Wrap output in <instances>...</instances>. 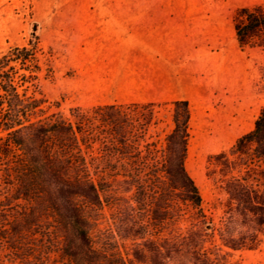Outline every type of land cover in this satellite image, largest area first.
Returning <instances> with one entry per match:
<instances>
[{
	"label": "trees",
	"instance_id": "16d2710c",
	"mask_svg": "<svg viewBox=\"0 0 264 264\" xmlns=\"http://www.w3.org/2000/svg\"><path fill=\"white\" fill-rule=\"evenodd\" d=\"M232 25L241 49H264V6L237 10ZM41 77L54 69L37 38L0 56V264H226L260 246L264 105L252 130L208 157L225 196L215 223L186 169L188 102L162 104L171 126L160 138L161 104L64 115L46 107Z\"/></svg>",
	"mask_w": 264,
	"mask_h": 264
},
{
	"label": "rangeland",
	"instance_id": "374dc122",
	"mask_svg": "<svg viewBox=\"0 0 264 264\" xmlns=\"http://www.w3.org/2000/svg\"><path fill=\"white\" fill-rule=\"evenodd\" d=\"M103 1L109 0H0V56L35 38L46 54L50 52L54 77H41L39 88L51 112L68 115L72 107L89 109L105 105L98 102L101 100L116 103L133 96L129 89L123 96L111 88L99 94L75 78V64L86 66L84 48L94 38L86 30L95 22L94 6ZM178 1L192 3L202 12L193 16L192 30L185 37V47L190 49L185 68L191 71V78L185 81L191 85L186 169L200 192L205 214L217 223L225 196L206 176L208 157L228 150L252 130L264 105V49H241L232 17L241 8L264 6V0ZM157 104H161L156 108L159 124L151 133L162 138L171 126L170 111L168 105H162L165 103ZM215 123L218 134L212 130ZM104 214L102 230L107 229L108 212ZM226 264H264V236L256 250L229 251Z\"/></svg>",
	"mask_w": 264,
	"mask_h": 264
},
{
	"label": "crops",
	"instance_id": "0c3cea01",
	"mask_svg": "<svg viewBox=\"0 0 264 264\" xmlns=\"http://www.w3.org/2000/svg\"><path fill=\"white\" fill-rule=\"evenodd\" d=\"M198 6L178 0H109L97 3L94 38L84 48L86 66L75 64V78L99 94L108 88L131 99L99 103H171L186 101L191 71L185 37ZM195 9V10H194ZM134 81V82H133Z\"/></svg>",
	"mask_w": 264,
	"mask_h": 264
},
{
	"label": "bare ground",
	"instance_id": "6f19581e",
	"mask_svg": "<svg viewBox=\"0 0 264 264\" xmlns=\"http://www.w3.org/2000/svg\"><path fill=\"white\" fill-rule=\"evenodd\" d=\"M213 126H212V130L214 131V133L216 134H218V132H219V127H218V125L215 123V124H212ZM221 129V128H220ZM210 132V131H209ZM204 137V136H203ZM211 137V136H210ZM208 138V137H207ZM216 138H218V136L216 137ZM211 139V138H210ZM210 139H209V141H210ZM213 140V139H212ZM218 140V139H217Z\"/></svg>",
	"mask_w": 264,
	"mask_h": 264
}]
</instances>
